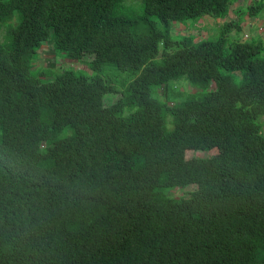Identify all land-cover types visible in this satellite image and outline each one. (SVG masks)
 I'll return each instance as SVG.
<instances>
[{
    "label": "trees",
    "instance_id": "16d2710c",
    "mask_svg": "<svg viewBox=\"0 0 264 264\" xmlns=\"http://www.w3.org/2000/svg\"><path fill=\"white\" fill-rule=\"evenodd\" d=\"M127 1L0 0V264H264V40L229 38L264 0L200 39L239 0Z\"/></svg>",
    "mask_w": 264,
    "mask_h": 264
},
{
    "label": "rangeland",
    "instance_id": "374dc122",
    "mask_svg": "<svg viewBox=\"0 0 264 264\" xmlns=\"http://www.w3.org/2000/svg\"><path fill=\"white\" fill-rule=\"evenodd\" d=\"M248 1L250 2V0H248ZM121 9H122V12H121L122 14L133 17L135 19L136 29L138 31H143L146 29L147 24L145 23V19L142 18V13H143L142 0H128L126 3L122 4ZM228 14H229V12H228ZM16 15H17V13H15L11 17V19L13 18L11 23H10V21H7V23L3 24L0 27L3 32H4V30H5V32L7 31L6 25H11V24L16 23V21H15ZM151 18L156 19L155 16H151ZM197 24L198 23H196L194 26L191 25V27L189 26V28H188L187 26L183 27L180 23H173L172 28H171V34L177 35V34H180L182 32L193 31L192 34H194L197 39L212 35L210 32L211 30L205 32V29H203V30L199 29L197 27ZM244 31L245 30L243 28H242V30L233 29L229 38L233 39L235 37H239L240 35H243ZM4 40H6V36H5ZM246 40H250V39H246ZM65 59H66V57L63 54L53 53L51 51V43H47L46 45L42 46V49H40L39 57H38V59L37 58L35 59V62H36V67L39 65H44L43 67L45 68V70L48 69L47 65L49 66V68H50V65H55V67L50 69L51 71H54L53 74L60 73L66 68L80 70L81 72H88V74L94 73V71L89 70L88 65L85 64V62H80L77 60H70V59L68 61H64ZM55 61H56V63H58V65L55 63ZM106 70H109V68H106ZM127 75H128V71H123V72L118 73V76L125 77ZM166 85L168 87L167 90L169 91L168 94H169V98L171 99L170 101H172L173 96H178L175 101H183V100L187 99L188 97L193 96L192 93L195 91L194 90L195 88L186 79V75H183L179 79L168 81L167 84L164 83V84L152 85L151 86L152 94L154 96L160 98V99H163L162 97H160L161 95H160L159 90L162 89L163 86L166 87ZM174 87H176V88H174ZM174 91H177L176 92L177 95H175ZM117 95H119V94H117ZM166 126L168 129H170L172 127V123L168 120L166 122ZM263 126H264V123H263ZM197 153H199V152H197ZM188 155L190 156L191 152H188ZM188 186H195V184H190ZM188 186H185V187H188ZM185 190H186V188H177L175 190H172L173 196L183 195Z\"/></svg>",
    "mask_w": 264,
    "mask_h": 264
},
{
    "label": "crops",
    "instance_id": "0c3cea01",
    "mask_svg": "<svg viewBox=\"0 0 264 264\" xmlns=\"http://www.w3.org/2000/svg\"><path fill=\"white\" fill-rule=\"evenodd\" d=\"M251 1L252 0H250V2ZM250 2L248 0L247 1L239 0L235 2L231 6L229 14H227V16L223 19L221 18L213 19V18L205 16L197 22L198 23L197 27L201 30L205 29V32L211 30L210 32L213 33V31L226 20H236V15L233 13V9L235 7L245 6ZM263 9L255 16L246 15L243 17L240 30H242L243 28L245 30L244 32H248L250 40H264V10ZM190 32L192 33L193 31H190ZM240 37H242V35H240Z\"/></svg>",
    "mask_w": 264,
    "mask_h": 264
},
{
    "label": "clouds",
    "instance_id": "9594fccd",
    "mask_svg": "<svg viewBox=\"0 0 264 264\" xmlns=\"http://www.w3.org/2000/svg\"><path fill=\"white\" fill-rule=\"evenodd\" d=\"M205 17V16H204ZM208 17V16H207ZM202 19V18H201ZM214 19V18H213ZM217 19V18H216ZM200 20V19H199ZM198 20V21H199ZM197 23V22H196ZM196 23H194V24H191L190 22H186L185 24H181L183 27H185V26H187L188 28H189V26L191 27V25L193 26V25H195ZM186 27V28H187ZM217 29V28H216ZM215 29V30H216ZM214 30V31H215ZM214 31H213V33H214ZM233 31V30H232ZM188 33H191L190 31H188V32H182V33H180V34H188ZM213 33H211V34H213ZM192 34V33H191ZM244 34V33H243ZM249 34V33H248ZM242 37H243V35H242ZM242 37H240L239 36V38H240V40H246V39H249V37L248 38H242ZM69 59H65L64 61H68ZM70 60H74V59H70ZM57 65H58V63H56ZM178 196H180V195H178ZM178 196H173V197H178Z\"/></svg>",
    "mask_w": 264,
    "mask_h": 264
},
{
    "label": "built area",
    "instance_id": "2783aa9c",
    "mask_svg": "<svg viewBox=\"0 0 264 264\" xmlns=\"http://www.w3.org/2000/svg\"><path fill=\"white\" fill-rule=\"evenodd\" d=\"M243 37H244V38H248V37H249L248 32H244Z\"/></svg>",
    "mask_w": 264,
    "mask_h": 264
}]
</instances>
